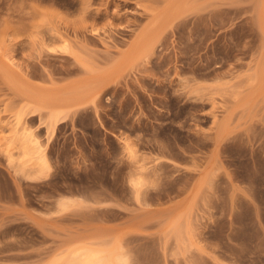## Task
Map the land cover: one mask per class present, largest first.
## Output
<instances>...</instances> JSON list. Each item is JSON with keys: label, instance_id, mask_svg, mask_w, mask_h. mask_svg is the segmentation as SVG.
<instances>
[{"label": "rangeland", "instance_id": "374dc122", "mask_svg": "<svg viewBox=\"0 0 264 264\" xmlns=\"http://www.w3.org/2000/svg\"><path fill=\"white\" fill-rule=\"evenodd\" d=\"M87 253L264 264V0H0V264Z\"/></svg>", "mask_w": 264, "mask_h": 264}, {"label": "bare ground", "instance_id": "6f19581e", "mask_svg": "<svg viewBox=\"0 0 264 264\" xmlns=\"http://www.w3.org/2000/svg\"><path fill=\"white\" fill-rule=\"evenodd\" d=\"M21 125V121L18 120L17 123L14 125V131L15 133L18 134L20 133L19 131V127ZM28 125L26 124V127L23 126V133L19 136L21 137H17L18 140H22L23 143H24V150H25V155H27L29 158L32 157V159L28 160V163L32 160H34V158L36 159V163L35 162H30L32 165L36 164V167L37 166H40L38 169L39 171L40 170H45V169H48V159H47V156L45 155V146L43 145V143L41 142V140L33 133V131L31 130V128H29V126L27 127ZM12 146V145H11ZM11 146L9 147V150L11 148ZM10 153V152H9ZM132 153V151H131ZM10 158L14 157L12 154L9 155ZM31 156V157H30ZM22 168H24V172L26 173L25 171V166H21ZM32 167H35V166H32ZM22 168H20V170H22ZM42 168V169H40ZM140 168V167H139ZM34 169V168H33ZM21 171V172H23ZM41 173H43V171H40ZM39 172V173H40ZM45 172V171H44ZM141 172V171H140ZM138 175H140V173H138ZM32 176V175H30ZM142 177V178H141ZM144 176H141L140 175V178L141 179H144L143 178ZM140 178L137 179V183L140 185L142 180H140ZM135 182V188H137V191H139L138 187H136L138 184L136 183V180L134 181ZM143 183V181H142ZM138 185V186H139ZM144 184H142L141 186H143ZM77 259V260H76ZM76 262H74V264H113L112 262L110 261H106L104 260L103 258H99L95 253H87L86 255H83V256H79L78 258H76ZM118 264H127L126 262L124 261H120V263L118 262Z\"/></svg>", "mask_w": 264, "mask_h": 264}]
</instances>
